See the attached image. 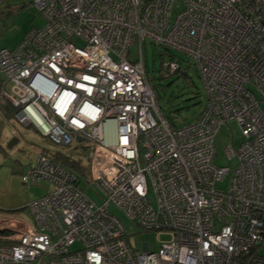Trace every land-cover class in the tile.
<instances>
[{
	"label": "built area",
	"instance_id": "obj_1",
	"mask_svg": "<svg viewBox=\"0 0 264 264\" xmlns=\"http://www.w3.org/2000/svg\"><path fill=\"white\" fill-rule=\"evenodd\" d=\"M33 3L45 22L0 48L1 94L19 123L53 143L94 144L90 175L104 202L39 154L22 181L51 188L26 204L33 223L0 213L10 242L0 264H264V0ZM145 40L192 58L205 89L195 120L175 127L162 113ZM161 68L172 74L180 62L164 58ZM229 119L244 139L224 148L234 165L220 166L213 139ZM110 203L170 239L132 250Z\"/></svg>",
	"mask_w": 264,
	"mask_h": 264
},
{
	"label": "rangeland",
	"instance_id": "obj_2",
	"mask_svg": "<svg viewBox=\"0 0 264 264\" xmlns=\"http://www.w3.org/2000/svg\"><path fill=\"white\" fill-rule=\"evenodd\" d=\"M45 22L43 15L33 0H1L0 1V48L15 47L32 28L41 27ZM72 41L82 46V41ZM139 44L135 42L128 53L133 60L138 57ZM142 56L148 78L158 97V105L164 116L178 127L196 119L205 103V89L199 77L198 68L192 58L175 49H166L162 45L145 40L142 45ZM173 57L180 62V71L173 74L161 68L162 59ZM259 99L258 94H255ZM262 109L264 103L260 102ZM0 213L20 216L33 223L32 215L26 204L37 199L51 188V184L42 179L34 183H24L22 174L28 171L37 161L43 149L51 153L63 152L70 160L79 161L81 170L70 168L79 178L85 193L96 205L104 202L100 188L93 183L90 175L91 156L94 144L85 140H75L69 145L53 143L39 134L31 126L19 123L14 115L4 118L0 114ZM14 137L17 141L11 146L9 141ZM243 133L234 119H229L220 126L213 139L214 163L220 166L234 165L228 161L224 148L232 144L238 147L243 141ZM220 184V183H219ZM218 184V185H219ZM108 212L116 216L126 229V241L134 251H141L142 244L147 243L151 251H157L161 244L170 239V235L162 232L159 235L152 230H142L116 205L110 203ZM6 244V243H5ZM8 244V243H7ZM79 244L71 246L74 249Z\"/></svg>",
	"mask_w": 264,
	"mask_h": 264
},
{
	"label": "trees",
	"instance_id": "obj_3",
	"mask_svg": "<svg viewBox=\"0 0 264 264\" xmlns=\"http://www.w3.org/2000/svg\"><path fill=\"white\" fill-rule=\"evenodd\" d=\"M172 58V57H171ZM195 65V64H194ZM181 68V66H180ZM180 68L179 70L177 71H180ZM176 71V72H177ZM175 73V72H174ZM173 74V73H172ZM3 76L2 74L0 73V114H2V116L4 118H9L10 116H13L14 115V107L10 104V102L3 97V95L1 94V89L3 88ZM2 127V121L0 120V129ZM33 128V127H32ZM47 138V137H46ZM48 139V138H47ZM40 154H44V155H47L49 156L52 160H54L55 162L59 163L61 166H63L64 168L66 169H69L71 170L70 168H73V169H76L78 171L79 174L83 175L82 173H80V171L78 169L81 170V166L78 165V162L79 161H73V160H70L68 158V156L63 153V152H54V153H51L49 152L48 150H45L43 149L42 152ZM70 167V168H69ZM72 171V170H71ZM73 172V171H72ZM75 173V172H74ZM76 174V173H75ZM77 176V175H76ZM78 178V176H77ZM79 179V178H78ZM1 234H8L9 231L8 230H3V231H0ZM7 244V243H10L8 240H2L0 239V244Z\"/></svg>",
	"mask_w": 264,
	"mask_h": 264
},
{
	"label": "water",
	"instance_id": "obj_4",
	"mask_svg": "<svg viewBox=\"0 0 264 264\" xmlns=\"http://www.w3.org/2000/svg\"><path fill=\"white\" fill-rule=\"evenodd\" d=\"M77 139H80V138L77 137ZM15 141H17V138H16V137H14L13 139H11V140L9 141L8 145L11 146L12 143L15 142Z\"/></svg>",
	"mask_w": 264,
	"mask_h": 264
},
{
	"label": "crops",
	"instance_id": "obj_5",
	"mask_svg": "<svg viewBox=\"0 0 264 264\" xmlns=\"http://www.w3.org/2000/svg\"><path fill=\"white\" fill-rule=\"evenodd\" d=\"M24 219V218H23ZM26 221V219H24Z\"/></svg>",
	"mask_w": 264,
	"mask_h": 264
}]
</instances>
